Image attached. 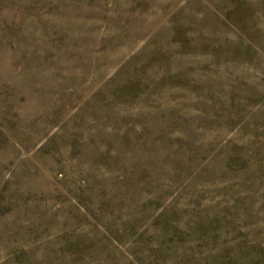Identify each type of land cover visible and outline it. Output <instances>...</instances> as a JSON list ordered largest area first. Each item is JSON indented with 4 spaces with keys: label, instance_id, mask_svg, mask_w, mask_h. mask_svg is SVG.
Masks as SVG:
<instances>
[{
    "label": "rangeland",
    "instance_id": "rangeland-1",
    "mask_svg": "<svg viewBox=\"0 0 264 264\" xmlns=\"http://www.w3.org/2000/svg\"><path fill=\"white\" fill-rule=\"evenodd\" d=\"M0 264H264V0H0Z\"/></svg>",
    "mask_w": 264,
    "mask_h": 264
}]
</instances>
